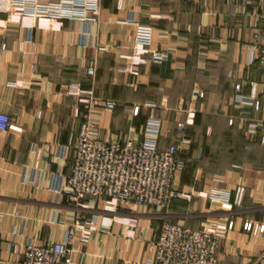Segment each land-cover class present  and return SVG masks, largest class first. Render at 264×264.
I'll return each instance as SVG.
<instances>
[{
  "label": "crops",
  "instance_id": "obj_1",
  "mask_svg": "<svg viewBox=\"0 0 264 264\" xmlns=\"http://www.w3.org/2000/svg\"><path fill=\"white\" fill-rule=\"evenodd\" d=\"M245 2L102 0L97 21L16 17L0 7V112L13 122L0 130L1 264H21L26 242L63 239L77 215L96 213L95 229L77 222L87 237L72 246L75 264H147L165 218L217 225L219 264H264V66L254 18L264 0ZM152 50L164 58L153 61ZM82 88L117 101L93 117L108 138L141 143L155 116L164 147L181 140L177 121L188 120L178 188L191 201L107 213L101 201L84 207L57 190L83 121ZM213 188L230 198H209Z\"/></svg>",
  "mask_w": 264,
  "mask_h": 264
},
{
  "label": "built area",
  "instance_id": "obj_2",
  "mask_svg": "<svg viewBox=\"0 0 264 264\" xmlns=\"http://www.w3.org/2000/svg\"><path fill=\"white\" fill-rule=\"evenodd\" d=\"M243 6L245 11L246 5ZM0 7L16 17L33 15L97 21L102 11V0H1ZM254 18L260 27L255 60L264 66V2ZM150 58L161 61L164 56L159 50H152ZM88 72L93 74L94 67L89 66ZM255 86L256 83H253V88ZM77 95L82 100L84 115L69 171L61 174L57 189L63 196L84 207H87L84 204L87 200L101 201L103 207L100 211L107 213L130 206L167 208L176 198L192 200V192L178 188L180 176L186 167L183 153L184 142L189 141L186 134L188 120L177 121L176 128L181 140L171 139L164 147L160 145L163 123L155 116L147 119L141 143H135L130 138H108L93 117L98 109H113L117 101L98 98L92 89L82 88ZM12 126L10 114L0 112V130ZM257 129L256 124L248 131L254 135ZM208 197L228 200L230 192L213 188ZM99 216L100 213H96L88 220L79 214L77 222L84 219L91 229H95ZM77 222L67 230L63 239L42 245L33 240L26 242L21 264H75L72 246L78 237H87L83 231L79 236ZM101 223L110 224V217L104 214ZM232 226L231 220L228 227ZM245 227L249 229L251 224ZM218 230L217 225L192 228L165 218L159 233L151 240L152 255L147 264H219L223 235ZM2 242L0 233V264Z\"/></svg>",
  "mask_w": 264,
  "mask_h": 264
},
{
  "label": "rangeland",
  "instance_id": "obj_3",
  "mask_svg": "<svg viewBox=\"0 0 264 264\" xmlns=\"http://www.w3.org/2000/svg\"><path fill=\"white\" fill-rule=\"evenodd\" d=\"M170 206H171V204H170ZM170 206H168V207H167V209H169V208H170Z\"/></svg>",
  "mask_w": 264,
  "mask_h": 264
}]
</instances>
